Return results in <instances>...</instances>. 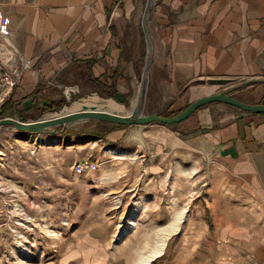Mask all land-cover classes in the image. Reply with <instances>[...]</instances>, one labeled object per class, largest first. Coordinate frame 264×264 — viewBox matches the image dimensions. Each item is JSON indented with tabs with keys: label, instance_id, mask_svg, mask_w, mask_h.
Listing matches in <instances>:
<instances>
[{
	"label": "rangeland",
	"instance_id": "1",
	"mask_svg": "<svg viewBox=\"0 0 264 264\" xmlns=\"http://www.w3.org/2000/svg\"><path fill=\"white\" fill-rule=\"evenodd\" d=\"M145 1L131 0L133 9L126 11L124 21L115 22L123 54L135 64L127 69L130 77H123L124 90H117L115 82L105 84L113 89L101 90L57 82L52 75L51 83L37 89L30 101L38 107L58 99L61 104L40 114L32 110L24 120L61 115L82 104L129 111L147 52L140 23ZM152 6L146 20L151 36ZM10 55L19 58V51L11 49ZM44 59L33 65L31 59H19L20 65L8 69L19 75L0 104L15 94L14 109L23 108L20 101L28 93L21 77L28 68L40 72ZM150 67L142 112L186 106L188 102L161 106L159 92L150 86ZM14 109L5 115L18 118ZM192 113L176 130L157 123L117 125L90 118L54 127V132L1 126L0 264H135L155 248L167 227L171 231L162 253L148 264H264V205L256 202L261 195H254L255 205H246L247 193H231L210 154L188 148L169 152L160 142L169 137L168 130L182 137L180 133L198 129L191 124ZM109 131H118L119 147L95 139ZM73 162L86 167L79 169ZM87 232L106 237L105 257L98 259V252L87 246Z\"/></svg>",
	"mask_w": 264,
	"mask_h": 264
},
{
	"label": "crops",
	"instance_id": "2",
	"mask_svg": "<svg viewBox=\"0 0 264 264\" xmlns=\"http://www.w3.org/2000/svg\"><path fill=\"white\" fill-rule=\"evenodd\" d=\"M130 1L0 0L8 20L7 33L0 35L2 64L11 69L19 59H31L33 65L45 56L40 72L28 68L21 77L28 93L21 96L23 107L34 102L30 98L51 83L52 75L57 82L87 86L88 77H94L124 90L123 77H130L127 69L135 64L123 54L115 22L133 9ZM152 5L150 86L159 92L161 106L178 107L215 92L264 103V0H153ZM11 49L19 58L10 55ZM193 113L196 132L178 137L168 130L169 137L160 142L169 152L188 148L210 154L231 193H247L246 205H255L254 195H261L256 202L264 205V112L209 102ZM118 138V131H109L95 139L119 147ZM85 241L98 259L107 255L106 237L87 232Z\"/></svg>",
	"mask_w": 264,
	"mask_h": 264
},
{
	"label": "water",
	"instance_id": "3",
	"mask_svg": "<svg viewBox=\"0 0 264 264\" xmlns=\"http://www.w3.org/2000/svg\"><path fill=\"white\" fill-rule=\"evenodd\" d=\"M152 4L153 0H146L143 13L141 15L140 23L146 40L147 52L140 76L138 77L139 85L136 92L135 102L131 106L129 111L124 113H116L102 109H95L92 106L86 108V106L82 104L80 108L75 111L55 116L37 117L33 120H23L19 117L14 118L12 116L5 115L0 117V127L7 125L12 126L15 130L25 132H54V127L85 118L95 119L117 125H144L152 122L168 125L185 119L196 108L209 102H221L229 104L243 111L264 112V103H246L234 97L228 96L222 92H215L191 100L183 109L171 116H162L157 113H143L142 106L144 93L146 90L148 70L153 54V43L146 22L149 15V8Z\"/></svg>",
	"mask_w": 264,
	"mask_h": 264
},
{
	"label": "trees",
	"instance_id": "4",
	"mask_svg": "<svg viewBox=\"0 0 264 264\" xmlns=\"http://www.w3.org/2000/svg\"><path fill=\"white\" fill-rule=\"evenodd\" d=\"M113 82V81H111ZM87 83L89 86H93V87H96L97 89H107V90H111L113 89V86L112 84H109V85H105L104 83L100 82L97 78H94V77H88L87 79ZM106 90V91H107ZM61 100L58 99V100H55V101H50V102H44L43 104H41L39 107L35 104V102H33L32 104L31 103H27V105H25L22 109L20 110H15L14 109V104L11 100L9 99H6L4 100L1 104H0V115H5L8 113L9 110L11 109H14V112L15 114L21 118V119H26L27 117H31L29 115H26L28 114L30 111L33 110V113L34 115L35 114H40V113H43L45 111H53L56 109V107H58L60 104H61ZM185 106L183 107H180L178 108L176 111H165V112H159L157 114L159 115H162V116H171V115H174L176 114L177 112H179L181 109H183ZM199 108V107H198ZM197 109V108H196ZM195 109V110H196ZM194 110V111H195ZM189 116V115H188ZM187 116V117H188ZM186 117V118H187ZM184 120V119H183ZM181 120V121H183ZM181 121L179 122H175V123H171V124H168V126L172 127L174 130H176V128H174L175 125H177L178 123H180ZM197 128V127H196ZM196 128H192V129H188L186 130L184 133H180L179 135L180 136H188L190 134H192L193 132H196L198 129ZM179 132V131H178ZM100 137V136H98Z\"/></svg>",
	"mask_w": 264,
	"mask_h": 264
},
{
	"label": "built area",
	"instance_id": "5",
	"mask_svg": "<svg viewBox=\"0 0 264 264\" xmlns=\"http://www.w3.org/2000/svg\"><path fill=\"white\" fill-rule=\"evenodd\" d=\"M7 24L8 20L5 16L2 15L0 10V35H5L7 33ZM26 66V63L24 64ZM19 72H15L12 70H8L0 61V94L1 100L3 96L9 91V89L14 85L16 79L18 78ZM70 89V88H69ZM69 89H65L66 91ZM64 90V91H65ZM75 166L79 169H83L86 167L85 163H72V166Z\"/></svg>",
	"mask_w": 264,
	"mask_h": 264
},
{
	"label": "bare ground",
	"instance_id": "6",
	"mask_svg": "<svg viewBox=\"0 0 264 264\" xmlns=\"http://www.w3.org/2000/svg\"><path fill=\"white\" fill-rule=\"evenodd\" d=\"M102 110H106V109H102ZM107 111H110V110H107ZM111 112H113V111H111ZM175 227L173 226V229L172 230H174ZM170 231H171L170 227H167L165 229L164 235L161 238V241L155 246V248L151 252L142 255L139 258V260L137 261V263H135V264H148L151 260H153L157 256H159L162 253V249H163V247L165 245L166 239L169 237Z\"/></svg>",
	"mask_w": 264,
	"mask_h": 264
}]
</instances>
